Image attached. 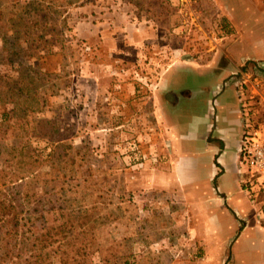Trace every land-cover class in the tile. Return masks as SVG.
<instances>
[{"label":"rangeland","instance_id":"1","mask_svg":"<svg viewBox=\"0 0 264 264\" xmlns=\"http://www.w3.org/2000/svg\"><path fill=\"white\" fill-rule=\"evenodd\" d=\"M186 15L168 0H0V204L17 207L46 264L201 259L182 195L147 188L169 150L158 79L219 41ZM239 234L216 264H253Z\"/></svg>","mask_w":264,"mask_h":264},{"label":"crops","instance_id":"2","mask_svg":"<svg viewBox=\"0 0 264 264\" xmlns=\"http://www.w3.org/2000/svg\"><path fill=\"white\" fill-rule=\"evenodd\" d=\"M194 2L191 10L206 12L199 14L200 28L219 41L213 56L209 48L172 62L158 79L164 96L157 97L154 115L169 150L147 188L182 195L189 239L201 246V259L190 264H216L237 232L247 243V258L264 264V225L257 220L264 219V189L251 200L238 171L244 131L238 83L250 64L264 62V0ZM183 73L195 74L198 88L177 79ZM244 93L256 114L264 111V86L255 92L248 84Z\"/></svg>","mask_w":264,"mask_h":264},{"label":"built area","instance_id":"3","mask_svg":"<svg viewBox=\"0 0 264 264\" xmlns=\"http://www.w3.org/2000/svg\"><path fill=\"white\" fill-rule=\"evenodd\" d=\"M168 1L171 3L178 1L183 8H187L192 24H197L205 37L208 38L209 44L216 43L217 38L202 30L199 25L201 22L199 14L205 15L206 12L191 10V6L196 4L195 0ZM179 11L183 12L184 9ZM246 69L242 81L238 83L239 110L244 125L238 156V171L248 197L254 200L264 189V120L257 119V114L247 103L244 92L248 84L255 92L264 86V62L252 63Z\"/></svg>","mask_w":264,"mask_h":264},{"label":"trees","instance_id":"4","mask_svg":"<svg viewBox=\"0 0 264 264\" xmlns=\"http://www.w3.org/2000/svg\"><path fill=\"white\" fill-rule=\"evenodd\" d=\"M19 213L15 206L0 204V264H46L49 254H44V248L38 247V242L32 241L29 245L26 238L20 236ZM63 255L66 254L55 256L54 260L65 264L66 258L69 264Z\"/></svg>","mask_w":264,"mask_h":264}]
</instances>
